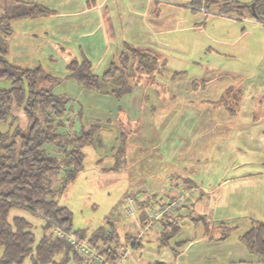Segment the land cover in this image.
<instances>
[{
	"label": "crops",
	"instance_id": "1",
	"mask_svg": "<svg viewBox=\"0 0 264 264\" xmlns=\"http://www.w3.org/2000/svg\"><path fill=\"white\" fill-rule=\"evenodd\" d=\"M22 1L39 3L49 13L11 20L7 58L25 68L40 66L54 76L55 68L44 65L57 62L66 70L70 61L82 58L98 74L117 61L125 43L151 47L161 56L159 49L170 45L159 37L162 18L168 17L161 16L162 8L193 9L189 0ZM14 3L10 0L6 12ZM163 66L155 74L153 90L136 85L118 99L73 79L60 82L58 77V86L70 82L75 89L53 88L71 98L73 112H81L88 125L106 118V129L116 133L109 148L112 166L118 119L127 132L117 170L128 185L133 183L139 212L127 223L115 221L120 244L133 241L126 264H137L142 253L147 258L138 264H264V258L248 252L239 239L253 219L264 221V65L254 74L206 69L193 76ZM98 130L93 146L99 147L103 143ZM174 198H181L170 210L179 229L168 244H160L165 234L160 220L134 240L146 218L144 209ZM221 222L231 227L223 240L217 239Z\"/></svg>",
	"mask_w": 264,
	"mask_h": 264
},
{
	"label": "trees",
	"instance_id": "2",
	"mask_svg": "<svg viewBox=\"0 0 264 264\" xmlns=\"http://www.w3.org/2000/svg\"><path fill=\"white\" fill-rule=\"evenodd\" d=\"M13 1L10 12L0 14V79L10 82L8 87H0V124H5V128L0 129V264H21L26 258L29 264H67L70 260L81 264L71 245L63 238L47 234V230L55 224L71 230V212L67 206L58 204L57 195L83 169V148L96 142L98 125L85 126L82 121L75 129L77 112H73L71 98L53 92V86L60 79L40 66L25 68L7 59L11 20L49 13L39 3ZM189 4L194 10L202 8L205 14L215 10L213 13L248 16L264 24V0H189ZM165 64L166 60L151 47L125 43L117 61L111 62L102 74L94 73L91 62L82 58L66 65L65 79H73L86 89L109 93L118 99L131 92L135 83L129 80L135 74L154 77ZM16 109H20L21 115L14 113ZM21 116L25 119L24 127L19 123ZM117 129L119 142L114 150L112 170L122 162L128 137L119 119ZM58 176L62 181L59 187H54ZM13 209L25 210L40 218V225L19 211L11 215ZM173 219L163 220V226L170 228L161 235V246H166L179 229ZM106 223L108 225L96 229L88 239L115 253L117 246L126 245L120 244L116 223L110 219ZM38 226L41 233L37 239L34 231ZM217 231L220 232L217 239L223 240L231 227L221 222ZM75 233L83 235L79 230ZM135 239L138 238L135 236ZM239 239L248 252L264 258L263 220L253 219Z\"/></svg>",
	"mask_w": 264,
	"mask_h": 264
},
{
	"label": "rangeland",
	"instance_id": "3",
	"mask_svg": "<svg viewBox=\"0 0 264 264\" xmlns=\"http://www.w3.org/2000/svg\"><path fill=\"white\" fill-rule=\"evenodd\" d=\"M0 1L2 2L0 3V14L6 13V9H9L8 5L10 4V0ZM240 1L248 2L251 0ZM164 8H162L160 14L161 16L167 15L168 17L162 18L163 27L159 29V37L166 40L170 45L160 48L159 51L161 52V56L166 59V65L163 67L168 72L185 70L186 73L193 76L195 72L202 75L206 69H215L228 73L247 74L251 72L254 74L256 68L260 69L261 65H264V26L258 25L252 20L241 16L237 17L217 14L216 12L213 13L215 10H211L212 12L205 14L203 11L194 10L188 6H165ZM44 66L49 69L55 68L54 73L57 77H60V82L65 81V66L60 68L57 62L54 65ZM92 70H94L93 65ZM103 70L105 69H99L97 73L101 74ZM184 75L181 74L178 77H183ZM154 81L155 76H138L136 74L129 80L131 84L135 83L134 86H141V90L145 92L155 88L153 87L155 85ZM60 82L53 86L54 91H58L59 88L75 89V86L70 84V82H64L65 84L58 86L61 84ZM9 84L10 82L8 80L0 79V87H8ZM149 87L151 89L148 90ZM90 91L95 92L94 90ZM15 112L21 115L20 109L14 110ZM91 117V119L94 118L92 115ZM105 120L106 118L104 117L97 124L99 125L98 132H101L99 135V137L101 136L100 142L103 145L99 147L93 145L84 146L85 157L83 169L57 195L58 204L67 206L71 212V230L73 232L77 230L82 231L85 237L93 234L99 227L105 226L109 219L112 222L123 221L127 223L130 216L139 212V203L134 195V190L130 189V185L133 183L130 182L128 185L122 177V172L116 170L121 169L120 165L116 169H110L112 166V155L110 154L111 151H109V148L111 147V140H113V136L116 133L106 129L107 123ZM82 121H84L85 126L88 125L86 123L88 121L83 120L82 113L77 112L74 128L78 129L81 126L79 122ZM19 123L24 127L25 119H20ZM4 128L5 124L1 123L0 129ZM118 142L117 140L114 144L117 145ZM108 157L111 158L110 161ZM61 181L62 179L59 176L55 178L54 187H59ZM130 201L136 208L132 215L127 214L125 210V206L130 205ZM17 211H19V214L30 219L34 224L40 225L41 219L32 216L28 211L13 209L11 215ZM144 211H147V208ZM116 214L119 216H116ZM239 217L242 220V217ZM172 218L173 214L169 211L156 221H166ZM244 218L248 220L247 217ZM117 228L119 229V227ZM168 228L170 227H165L166 232L169 231ZM34 232L38 239L41 233L40 227L38 226ZM51 234L56 236L54 233ZM147 246L152 248L153 244ZM58 258L59 256L56 257V259ZM145 258H147V255L142 253L138 259V263L139 260H144ZM126 262L127 259L125 260ZM21 264H29V258H26ZM67 264L75 263L70 260Z\"/></svg>",
	"mask_w": 264,
	"mask_h": 264
},
{
	"label": "built area",
	"instance_id": "4",
	"mask_svg": "<svg viewBox=\"0 0 264 264\" xmlns=\"http://www.w3.org/2000/svg\"><path fill=\"white\" fill-rule=\"evenodd\" d=\"M181 198L167 200L163 205L147 208L145 222L139 225L136 238L142 236L150 227L153 221H156L161 216L167 214L171 209H174ZM130 205L125 206L126 213L132 215L136 208L130 201ZM128 204V203H127ZM54 233L56 236L66 240L74 250L76 256L82 261L81 264H126V255L129 245L117 246L112 253L105 249L100 244L91 242L88 237L79 235L72 230H67L58 224L51 226L47 230V234Z\"/></svg>",
	"mask_w": 264,
	"mask_h": 264
}]
</instances>
